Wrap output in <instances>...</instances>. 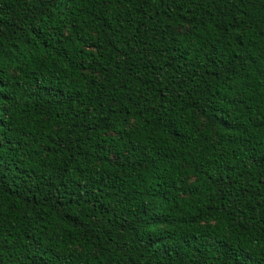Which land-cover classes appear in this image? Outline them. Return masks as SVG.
Returning <instances> with one entry per match:
<instances>
[{"label":"trees","instance_id":"16d2710c","mask_svg":"<svg viewBox=\"0 0 264 264\" xmlns=\"http://www.w3.org/2000/svg\"><path fill=\"white\" fill-rule=\"evenodd\" d=\"M0 264H264V0H0Z\"/></svg>","mask_w":264,"mask_h":264}]
</instances>
